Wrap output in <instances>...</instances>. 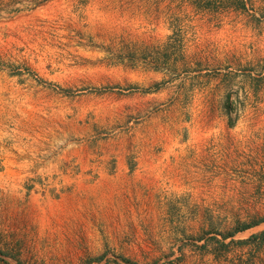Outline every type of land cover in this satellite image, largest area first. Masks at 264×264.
<instances>
[{"label":"rangeland","instance_id":"1","mask_svg":"<svg viewBox=\"0 0 264 264\" xmlns=\"http://www.w3.org/2000/svg\"><path fill=\"white\" fill-rule=\"evenodd\" d=\"M263 219L264 0H0V264H264Z\"/></svg>","mask_w":264,"mask_h":264},{"label":"trees","instance_id":"2","mask_svg":"<svg viewBox=\"0 0 264 264\" xmlns=\"http://www.w3.org/2000/svg\"><path fill=\"white\" fill-rule=\"evenodd\" d=\"M263 221H264V219L261 220L260 222L253 223L251 225H243V226L239 227L238 229H236V232L246 230V229H248V228H250L252 226H255V225H257V224H259V223H261ZM231 235H229V236H231ZM249 241H259V242L263 243L264 242V231H261L258 234L252 235L249 239H247L245 241H239V244H245V243H247Z\"/></svg>","mask_w":264,"mask_h":264}]
</instances>
